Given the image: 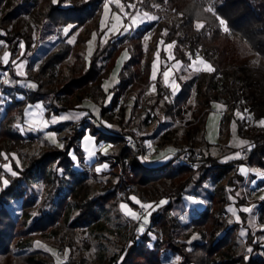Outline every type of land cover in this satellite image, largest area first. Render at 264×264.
<instances>
[{"label": "trees", "instance_id": "obj_1", "mask_svg": "<svg viewBox=\"0 0 264 264\" xmlns=\"http://www.w3.org/2000/svg\"><path fill=\"white\" fill-rule=\"evenodd\" d=\"M101 2L102 0H57L54 4L53 0H0V40L11 43L13 47L15 39H22L24 53L38 50L50 34L46 28L49 25L47 18L52 12L58 14V28L72 25L69 31L71 35L87 25L96 10L101 8ZM137 5L139 10L160 19L137 30V36L129 39L132 47L130 58L119 70V83L113 89L111 105L99 108V119L112 121L109 110L116 108L121 94L133 80L140 83L148 81L152 50H144L141 39L147 28L150 31L155 29L154 41L158 42L162 38L163 44L173 45L174 61L188 63L190 57L199 54L214 69L211 73L200 72L195 78L197 85L194 105H189L193 121L189 124L190 129L186 135L193 138L198 124L204 123L212 108L222 107L230 112L221 114V133L228 132V124L234 119L237 134L246 139L248 144L253 143V148L239 161L223 163L205 155L202 158L212 160V166L203 168L194 176L186 165L175 164L173 159L158 166L143 163L137 151L122 144L120 128L104 131L96 124L72 127L70 122H64L69 131L62 141L63 147L49 145L45 150L29 154L23 168H19L15 162L11 163L17 174L10 178L6 187L0 189V264H55L51 254L31 247V235H57L62 230L59 225L66 222V215L70 210L69 198L72 197L78 213L66 223L64 233L73 238L77 229L97 223L105 206L120 192H126V187L130 184H134L147 197H158L157 200L160 196L157 184L164 185L170 192L167 196L169 202L150 214V223L159 229L162 238L159 240L156 234L157 237L153 240L149 235L151 230L147 228L140 235H132L125 249L103 259L101 264H163V258L168 252L179 258L176 264H264V240L258 239L259 236H264V229L255 232L247 230L245 244L251 247V251L247 256L243 253L236 254L231 247L237 242L238 230L241 227L248 229L247 213L239 210L241 221L232 224L221 217L229 204L227 191L233 193L228 187H233L236 191L244 181L235 167L245 165L264 171V127L254 131V127L244 126L264 119V67L253 64L240 51V45L243 44L258 56L264 57V0H139ZM212 8L213 12L210 10ZM24 14H30L35 22L36 40L33 47L32 28L28 27L24 33L21 30L26 25ZM163 16L177 18L178 22L175 25L160 23ZM219 19L226 22L228 32L223 30ZM12 23L14 27L8 30ZM197 23L202 24L200 28H197ZM89 38L90 32H78L73 44L63 41L46 54L44 61L34 70V75L25 79L36 85L29 90L28 96L17 98L16 94H10V103L0 118V147L5 145L6 151L10 153L18 148L31 146L30 142H24V136L13 127L17 115L20 121L23 120V109L28 104L41 102L45 115L50 118L73 110L74 99L80 101L87 97L96 100L103 93L105 101L103 80L107 73L113 71L125 48L117 46L114 41L115 38L122 37L110 36L104 44H97L87 61L80 53L79 45L86 43ZM71 54L75 59L69 71L63 73L60 70L58 73V67ZM102 59L106 61L103 68L100 66ZM129 64L135 71L128 72L129 75L126 76ZM222 77L225 79L227 95L224 104L219 102L221 93L217 86ZM179 84L174 104L159 105L163 115L172 122L175 115H180V108L187 104L191 95V81H180ZM156 88L158 98L166 95V90L159 83ZM4 93L9 94L6 90ZM159 99L150 105L152 109L159 104ZM238 111L247 112L249 120L244 118L240 121L235 115ZM80 121L84 125L86 120L81 118ZM63 124L52 127L51 131L64 130L65 128L61 129ZM86 128L96 138V142L107 141L118 147V152L113 156L116 164L112 165L113 169L119 170L118 181L113 184L107 180V192L92 196L87 194L85 185L87 173L75 171L70 155L72 152L78 159L83 158L80 140L86 134ZM188 147L195 151L190 144ZM172 165L174 167L170 169ZM229 171H233L230 176ZM166 180L170 181L172 189L166 186ZM209 181L214 185L209 193V204L189 223L192 232L198 233L201 241L189 244L181 239L184 235L180 221L172 214V210L182 200L189 184L201 186ZM36 182L43 184L39 201L38 192L33 187ZM245 204L242 197L236 201L239 209ZM254 209L259 210V218L264 222V199L256 202ZM33 212L35 214L31 219ZM69 264L78 263L70 258Z\"/></svg>", "mask_w": 264, "mask_h": 264}, {"label": "rangeland", "instance_id": "obj_2", "mask_svg": "<svg viewBox=\"0 0 264 264\" xmlns=\"http://www.w3.org/2000/svg\"><path fill=\"white\" fill-rule=\"evenodd\" d=\"M138 1L139 0H102L101 8L96 10L93 17L88 21L87 25L80 27L74 34L71 35L69 34V31L71 30L72 25L58 28L56 26L58 21V14L56 12H52L47 18V23L49 25L46 28L47 32H50V34L48 35L47 40L42 43L41 47L38 50H29L24 53V49L21 50L19 48L20 43L24 44L22 39H20L19 41H17L18 39H15L14 41L16 42V44H12L13 47L10 45L11 43L6 41L7 44L5 45L2 43L5 40H0V71L8 65L3 64V56L5 52L9 53V60L11 56L16 57L17 59V62L14 64L12 74L10 76L12 84L9 86L4 85L2 82H0V93H4L5 90L7 93H9H4L5 95L0 94V118L4 114V109L7 104L10 103L11 93L16 94L17 98L28 96L29 90L33 88L31 87L33 83L25 79L28 78L27 76L34 75V70L41 62L44 61L46 54L56 49L63 41L69 42V40H71V44H73L78 32H80L81 34L90 32V38L87 40V42L79 45V51L82 55H84L87 61L89 60V56L96 48L97 44H104L110 36L122 37L121 39L115 38L114 41L117 43V46L125 48L124 56L119 59V66L114 68L112 72L107 73L105 79L103 80L102 89L105 94V101L103 100V93L96 100H92L87 97L80 101L74 99V109L67 113H61L60 116H62V118L68 117L69 121L67 122H70L72 127H83L86 124H96L104 131H115L120 128L122 120L127 116V111L118 105V101L116 103V108L109 110V113L112 117V121L110 122L99 119V108L104 105L108 107L113 101V89L119 83V67H121L125 63V61L129 60L130 54L132 52V47L129 39L135 38L137 36V30H141L145 26L157 22L160 19L157 17V19L155 20H146L144 17L145 11L139 10V8L137 7ZM106 4L108 5L107 8H105ZM148 15L152 16V14L150 13H148ZM23 18L25 19L26 25L21 30L24 33L27 32L28 27L32 28L31 36L33 42L31 45L33 47L36 40L35 22L30 14H24ZM142 20L144 22H141ZM161 22H163L164 24L171 23L175 25L177 24L178 19L171 16H163L160 23ZM201 25V23L196 24L197 28H200ZM13 27L14 23L8 26V30H11ZM65 28H69L67 34L64 32ZM154 32L155 29L150 31L147 28L141 39L143 49L146 50L147 48H151L152 50L151 71L149 78L152 77V65L155 62L156 80L159 79L161 83L163 82L164 84L165 81L163 73L165 71H170L169 80L166 85L172 86L174 80L176 81V79L179 82L188 80L192 82V89L191 95L187 100V104L180 108V115H175V119L173 122L163 115V110H160L159 105L165 102L161 100L162 97H159L160 99L158 98L156 90L138 93L134 90V87L137 84L139 85L140 82L134 83L132 81V83L129 84L131 85V89H128V85L126 91L121 94L120 98L129 96V92L137 94L141 98V101L145 102L146 107L155 112V119L148 126V128L145 129L143 134V136L150 139L153 144V154L149 158L152 163L145 164L155 166L158 163H166L170 159H173L172 155L175 154L176 151L182 150L184 146L188 147L189 144L193 146L195 148V152L202 155V157L205 155L212 156L215 159L218 157L219 159L216 160H219L223 163L228 161H239L242 155L238 152L240 145L237 138V136L239 135H237V124L235 120L233 119L229 122L227 127L228 132L223 131L221 133L220 131L221 114L229 113V109L222 107L212 108V110L207 114L204 123L198 124L195 136H193V138H190L188 137V135H186L190 129L189 124L193 121V117L191 115L192 109L189 107V105L192 107L194 105V97L196 95L197 85L195 78L198 76V74H200V72H211L205 71L204 65L199 63H197L195 67L199 68L200 71H196L194 68L190 67L192 61L196 59V56L201 57L199 54L190 57V61L188 63L174 61L172 54L173 47L168 48L169 44H163L162 38H160L158 42L154 41ZM145 37H147V39H145ZM22 51L24 53L23 55H21ZM240 51L243 55L248 56L253 64L257 65L258 67H264V57L258 56L243 44L240 45ZM74 59V55L71 54L58 67V73L60 70H62L63 73H67ZM202 60L205 63L209 64L204 59ZM105 62V59L101 60L100 66L102 68ZM21 64L23 65V67H20ZM134 71V67L129 64L125 75L128 76V72L132 73ZM18 72H23L24 75H18ZM182 77H184V79H182ZM157 83V81L151 83L152 88H155ZM217 86L218 92L221 93L219 102L221 104H224L227 95L225 94V79L223 77L218 80ZM53 88L57 89L55 86ZM166 92L170 93L169 91ZM178 92L179 90L177 91V93ZM157 99H159L160 102L155 109H152L150 105L157 101ZM147 108H143L142 110H140V114L148 110ZM240 113L243 115V112ZM38 115L39 116L36 117L35 112L34 114H29L27 112L26 115H24V119L22 121H20V117L19 115H17L16 122L13 124V127L17 128L24 136V142L27 141L31 143L30 147L18 148L8 153L6 151V146L1 145L0 189L6 187L3 184V180L7 179L9 181L12 177L11 173L4 168L5 164H7L12 169L11 163L15 162L19 168H23L26 165L29 154L37 153L40 150H45L49 145H53L49 144V142L54 143L56 146L60 147V145H62V141L67 136L69 128H66V126H64V122H62L63 126L61 129L65 128L64 131L66 133L64 137L61 138L60 132L63 130H60L58 132H51V128L48 125L47 121L50 120V118L45 115V112L44 115ZM62 118L61 120H63ZM81 118H84L86 120L84 125L81 124ZM89 118H93L94 122H89ZM237 118L240 121H243L239 117ZM260 121L261 120L252 121L247 125L245 124L244 126L245 128L254 127V129L252 130L256 131L264 127L259 123ZM233 124H235V127H233ZM109 125L111 127H109ZM88 130L89 129L86 128L87 132ZM51 134L55 135L53 136ZM161 138H164V140L161 141ZM100 142H96L93 153V163H100V161L107 162L109 167L106 170L97 172L96 168L100 167L96 166L99 164L91 167L93 163L91 165L86 163V161L83 160L86 158L85 152L82 155L83 159H78L74 154H72V152L70 153L74 161L73 168L75 169V171L87 173L85 185L87 187V194L89 196L99 195L107 192V180L111 181L114 184L119 179V175L117 174L119 170L113 169L112 166L113 164H116L113 156L118 152L117 145L109 142V144H112V146H101L102 153L100 154L98 153V144ZM122 144L124 145L123 140ZM238 166L240 165H237L235 169H237ZM172 167H174V165L170 166V169H172ZM247 168H249L248 170L251 171L247 170L244 181L239 184V189L235 191L233 187H228L232 189L233 193L227 191L229 204L225 208V213L221 214V217L226 218L228 224H232L233 222H240L241 218L239 215V210L242 211L244 207H248L251 211L247 212V224L248 227L251 228L250 231L255 232L264 229V222H262L259 218V210H254V206L251 204H255L256 202H260L262 200L261 192L264 191V186H258L256 184L251 185L252 180H254L252 176L264 181V178H262L261 175L262 173H264V171H261L257 168ZM12 171L14 170L12 169ZM232 172L233 171H229L228 176H230ZM222 182L224 183L225 181L222 180ZM133 185L134 184L128 185L126 187V192H120L118 196L113 198L112 201L105 206L101 218L97 223L77 229L74 232L73 238L68 237L64 233L66 223L70 222L78 213V209L76 208L72 197H70V210L66 215V222L59 225L62 230L59 231L57 235H42L39 233H34L33 235H31V238L29 240L31 247L42 249L51 254L55 264H69L70 258L71 260H75L78 264H101V261L103 259L110 258L111 256H114L115 254L120 253L123 249H125L129 244V238L132 235H140L144 231H146L147 228H150L151 231L149 232V235L153 240L156 239V234L158 235L160 240L162 238V234L159 232V229H153V226L150 223V214L159 207L169 202L167 196L170 192L166 190V187L164 185L162 186L161 184H157L156 188L158 190V193L160 194L159 199L157 200L158 197H147V195L143 191H139L137 188L136 190H131L130 188L133 187L130 186ZM166 186L168 188L171 187V189L173 188L169 180H166ZM33 187L38 192L37 201H39L42 197L41 194L43 193V184L41 182H36L34 183ZM259 187L260 193H255V188ZM213 188L214 185L211 181L205 182L201 186H196L193 183L189 184L184 190L182 200L174 205L172 214L177 216L180 221L181 232H183L184 235L181 239L189 244L201 241L200 235L198 233L192 232L189 223L193 217L197 216L198 213H200L208 206L209 193L213 190ZM132 197H135L136 200H133ZM241 197L244 199L246 204L240 206L239 209V207L236 206V201ZM258 197L261 199L258 200ZM161 200L166 201V203L160 205L159 202ZM136 201H139L140 203L138 204ZM121 204L125 205V207L121 208ZM142 204H151L152 207L149 209H145L141 207ZM130 212H134L138 219L133 218L131 215H129ZM34 214L35 212L32 213L31 219H33ZM145 217H147L148 220L146 224L144 223ZM141 227L143 228V231L140 230ZM239 230L240 232L237 242L234 246L231 247V250L236 254L243 253L247 256L250 253L248 249H251V247L245 244L246 231L243 230L242 227ZM218 234H220V232ZM193 237L196 238L193 239ZM258 239L264 240V236H259ZM178 261L179 258L172 255L170 252H168L163 258V264H176Z\"/></svg>", "mask_w": 264, "mask_h": 264}, {"label": "built area", "instance_id": "obj_3", "mask_svg": "<svg viewBox=\"0 0 264 264\" xmlns=\"http://www.w3.org/2000/svg\"><path fill=\"white\" fill-rule=\"evenodd\" d=\"M3 44H7L6 41L2 42ZM13 61L17 62L16 57L11 56L9 63L3 70L0 71V82L4 85H11L10 76L12 74V70L14 67ZM135 83V80H133ZM129 90L131 89V85L128 86ZM130 95L127 97H121L118 99V105L127 111V116L121 122V139L124 142V145L128 148H131L139 153V158L143 163H152L149 158L153 154V144L152 141L143 136L145 129L152 123L155 119V112L146 107L145 102L141 101V98L132 92H129ZM167 97V98H166ZM163 102L167 105L174 104V96L172 93H167L164 97L161 98ZM143 108H147L144 113L140 114V110ZM243 116L246 120H249V114L247 112L243 113ZM89 122H94L93 118H89ZM65 131L60 132V137L63 138L65 135ZM98 147V153H102L101 146L108 145L109 142H100ZM254 144L249 143L245 146H242L238 149V152L244 156L248 151L253 148ZM175 164H183L186 165L191 171L192 175L196 176L203 168H208L212 166V160L203 159L202 155L191 150L190 147L184 146L182 150L178 153L172 155ZM131 190H136V186H130ZM255 193H260V187L255 188ZM260 200L261 198H257ZM257 200V201H258ZM155 229V227H153Z\"/></svg>", "mask_w": 264, "mask_h": 264}, {"label": "crops", "instance_id": "obj_4", "mask_svg": "<svg viewBox=\"0 0 264 264\" xmlns=\"http://www.w3.org/2000/svg\"><path fill=\"white\" fill-rule=\"evenodd\" d=\"M124 53H125V51H123L122 53H121V55H120V57L117 59V61H116V65H115V68L117 67V66H119V59L120 58H122L123 56H124ZM210 65V64H209ZM119 68H121V67H119ZM172 77H173V74H172ZM154 81H157V80H151V78H149L148 79V81H147V83L145 84V83H140L139 85L137 84L135 87H134V90L136 91V92H139V93H144V92H150V91H153V88H152V86H151V83H153ZM160 81V80H159ZM159 81H157L160 85H161V87L163 88V89H165L166 91H169L170 93H172L173 92V88H172V86H170V85H166L165 83L163 84V82L161 83V81L159 82ZM157 83V84H158ZM174 83L175 84H177V85H179V89H180V84H179V81L176 79V81L174 80ZM142 84V85H141ZM141 87H143V88H141ZM146 90V91H145ZM155 90L157 91V88H156V86H155ZM1 95H5L4 93H0ZM219 108V107H218ZM35 109V110H34ZM221 111H223V110H221ZM220 111V112H221ZM29 113V114H31V113H33L34 114V112H35V116L36 117H38L39 115L38 114H42V115H44V112H45V109H44V107H43V104L41 103V102H38V104L36 103V104H28V105H26L25 107H24V109H23V119H24V115H26V113ZM56 117V122L55 123H53L52 122V118H53V116L52 117H50V120H47L48 121V125L50 126V128H52V127H54V126H56V125H58V124H62V122H67V121H69L68 119L67 120H61V118H62V116H55ZM51 132H54V131H51ZM87 132V131H86ZM238 135V134H237ZM237 138H238V142H239V145H240V147H242V146H245V145H247L248 144V141L246 140V139H243V138H241V137H239V136H237ZM241 141H244L245 143H241ZM83 142V143H82ZM49 144H53V145H55L54 143H51V142H49ZM95 145H96V138L93 136V135H91L90 133H86L83 137H82V139L80 140V148H81V150L83 151V153L85 152L86 153V158L85 159H83L84 161H86V163H88L89 165H91L92 163H93V153H94V148H95ZM73 154V153H72ZM216 159H219L218 157L216 158ZM157 161H159V160H157ZM165 162H163V163H158L157 165H155V166H158V165H161V164H164ZM94 164V163H93ZM91 165V167H94L95 165H97V164H99V165H97L96 167H100V169H101V171H103V170H106L109 166H108V163L107 162H105V161H100V163H96V164H94V165ZM105 165H107V167H105ZM241 168H244V171L243 172H241L240 171V169ZM249 168H247V166H244V165H240V166H238V168L236 169V171L239 173V174H241L243 177H245L246 176V174H247V170H248ZM248 171H251V170H248ZM262 171V170H261ZM252 178H254V180H252V183H251V185H258V186H264V181H262L261 179H259V178H255V177H252ZM261 196L262 197H264V191H262L261 192ZM251 205H253L254 206V204H251ZM246 206H250V205H246ZM255 210V209H254ZM247 227H248V224L246 225ZM243 230H245V231H247V230H250L251 228H249L248 227V229H245V228H242ZM239 232H240V230H238V234H239Z\"/></svg>", "mask_w": 264, "mask_h": 264}, {"label": "snow or ice", "instance_id": "obj_5", "mask_svg": "<svg viewBox=\"0 0 264 264\" xmlns=\"http://www.w3.org/2000/svg\"><path fill=\"white\" fill-rule=\"evenodd\" d=\"M53 3H54V4L57 3V0H53ZM107 7H108V5L106 4V5H105V8H107ZM133 7H134V6H133ZM210 10L213 12V8L210 9ZM144 17H145L146 20H155V19H157V17H155V16H149L147 12L144 13ZM141 22H144V21L142 20ZM219 24L223 27V30H224L225 32H228V31H229V29H228V27H227V25H226V22H225L223 19H219ZM68 31H69V28H65V29H64V32H65L66 34L68 33ZM145 39H147V37H145ZM71 42H72V41L69 40V43H71ZM172 47H173L172 44H169V45H168V48H172ZM19 48H20L21 50H23V49L25 48V45H24L23 43H20V44H19ZM23 54H24V53H23V51H22V52H21V55H23ZM8 63H9V53H8V52H5V53H4V56H3V64H4V65H7ZM15 63H16V61H13V64H15ZM197 63H199V64H203V65H204V70H205V71H207V72H212V71H213L212 66L209 65V64H207V63H205V62L201 59V57H199V56H196V59L192 61V64L190 65V67L194 68L196 71H200L199 68H196V67H195ZM20 67H23V65L21 64ZM152 68H153V71H152V77H151V78H152V80H156V71H155V69H156V63H155V62L153 63ZM17 74H18V75H21V76L24 75L23 72H18ZM169 76H170V71H165V72L163 73V77H164L165 84L168 83ZM182 79H184V77H182ZM31 87L35 88L36 85L33 84ZM172 88H173L172 95L175 96L176 93H177V91L179 90V85H177V84H175V83L173 82V84H172ZM153 90H155L154 87H153ZM166 98H167V97H166ZM235 115H236L237 117H239L240 119H244V116H243L239 111L236 112ZM62 119L67 120L68 117H63ZM52 122H53V123L56 122V117H55V116H53V118H52ZM259 123H260L262 126H264V119H262ZM109 127H111V126L109 125ZM233 127H235V124H233ZM51 135L54 136L55 134H51ZM241 143L243 144V143H245V142H244V141H241ZM60 146L63 147V145H60ZM237 155H239V154H237ZM105 167H107V165H105ZM4 168H5L8 172H10L12 176H15V175L17 174L15 171H12V169H11L7 164L4 165ZM96 171H97V172H100L101 169H100V168H96ZM240 171L243 172V171H244V168H241ZM261 175H262V178H264V173H262ZM8 183H9V181H8L7 179H4V180H3V184H4L5 186H7ZM132 199H133V200H136L135 197H132ZM262 199H264V197H262ZM136 202H137L138 204L140 203L139 201H136ZM159 203H160V205H163L164 203H166V201L161 200ZM120 207H121V208H124L125 205L121 204ZM141 207H142V208H145V209H149V208L152 207V205H151V204H142ZM242 211L245 212V213H247V212H249V211H251V210H250L248 207H244V208L242 209ZM129 215H131L133 218L138 219V217H136V214H135L134 212H130ZM147 222H148L147 217H145V219H144V223L146 224ZM140 230L143 231V228L141 227ZM242 234H243V233H242ZM195 238H196V237H193V239H195ZM248 251L250 252L251 249H248Z\"/></svg>", "mask_w": 264, "mask_h": 264}]
</instances>
